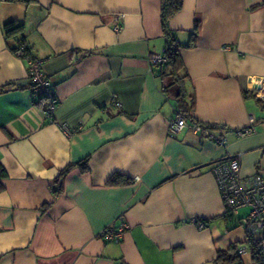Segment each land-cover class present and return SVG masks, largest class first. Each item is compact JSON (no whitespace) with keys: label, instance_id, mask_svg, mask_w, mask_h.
<instances>
[{"label":"crops","instance_id":"obj_1","mask_svg":"<svg viewBox=\"0 0 264 264\" xmlns=\"http://www.w3.org/2000/svg\"><path fill=\"white\" fill-rule=\"evenodd\" d=\"M11 21L54 88L53 121L32 100ZM169 27L193 116L224 144L168 133L175 102L150 63L165 47L161 0H0V264H214L238 241L212 167L236 154L242 177L264 172V0H182ZM115 174L129 182L109 184ZM121 222L119 241L101 238Z\"/></svg>","mask_w":264,"mask_h":264},{"label":"built area","instance_id":"obj_2","mask_svg":"<svg viewBox=\"0 0 264 264\" xmlns=\"http://www.w3.org/2000/svg\"><path fill=\"white\" fill-rule=\"evenodd\" d=\"M122 28L120 20L113 26V31L118 33ZM14 53L24 59L27 67L26 82L31 89V97L34 101L43 100L45 106L43 113L49 121L54 120V113L58 104L55 94L46 73L42 67V61L36 57L26 54L23 47H17ZM164 60L162 54H152L150 63L156 64ZM114 105L120 104L114 100ZM67 134L71 131L67 126L61 125ZM190 127L193 133L201 134L211 138L219 144H224V140L214 135L206 126L198 123L189 124L185 117L176 113L168 124V133L174 136L183 128ZM252 127L238 130L236 134L243 136L252 133ZM216 185L224 204V214L234 216L235 221L241 225L246 232L247 240L250 237L260 238L259 250L264 256V172L257 171L255 174L242 177L240 174L239 155L228 154L212 167ZM247 209V212L239 216V211ZM199 228L205 225L204 220L194 219ZM127 225L121 222L118 226L105 227L100 236L106 241H119ZM238 254L242 255L249 252L247 244H241L237 248Z\"/></svg>","mask_w":264,"mask_h":264},{"label":"trees","instance_id":"obj_3","mask_svg":"<svg viewBox=\"0 0 264 264\" xmlns=\"http://www.w3.org/2000/svg\"><path fill=\"white\" fill-rule=\"evenodd\" d=\"M182 8V0H161V22L163 34L165 37V47L162 53L164 60L160 63L151 64L152 69L156 77L159 78L161 82V87L165 95L175 102V111L183 117L186 118L187 123L193 124L198 123L206 126L211 132L212 128L209 125L202 124L198 122L194 116V96L186 91L185 81L187 79V74L183 73V62L180 57L179 49L182 47L180 42L176 39L175 33L169 27L170 19L178 13ZM4 32L6 37L18 34L17 44L13 48V51L22 46L25 53L33 56L31 54L30 48L26 45V38L23 33V25L18 24L15 21L8 22L4 24ZM194 34L191 35L190 42L185 45L189 47L194 41ZM35 57V56H33ZM248 91H244V96L247 97ZM260 101V100H259ZM43 100L36 101L40 104ZM84 158L82 161L76 163L82 171L87 169V160ZM72 164L67 165L56 177L54 185L52 187V192L57 195L61 192L62 180L64 175L70 170ZM6 176L5 170L0 164V180ZM129 182L126 178L122 177L120 174L113 175L108 183L112 185ZM237 222L235 221V224ZM238 224V223H237ZM244 242V241H243ZM248 245L249 253L251 254V259L253 264H264V256H262L259 250L260 238L250 237L245 240ZM242 242H234L226 249H220L217 253L214 264H244L243 258L237 252V248Z\"/></svg>","mask_w":264,"mask_h":264},{"label":"rangeland","instance_id":"obj_4","mask_svg":"<svg viewBox=\"0 0 264 264\" xmlns=\"http://www.w3.org/2000/svg\"><path fill=\"white\" fill-rule=\"evenodd\" d=\"M246 212H247V209H242L241 211H239V215L237 217L244 215ZM231 217H232V220L235 221V217L230 216L229 218H231ZM232 232H233V236L236 237L239 242H242V244H246V242H245L246 232H245V229L241 225L236 223V226H235V228L232 229ZM241 256H242L244 262H248L251 258L249 252L242 254Z\"/></svg>","mask_w":264,"mask_h":264}]
</instances>
